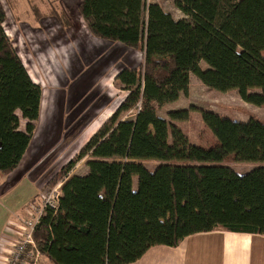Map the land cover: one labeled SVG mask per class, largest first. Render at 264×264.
Returning a JSON list of instances; mask_svg holds the SVG:
<instances>
[{"label": "trees", "instance_id": "obj_1", "mask_svg": "<svg viewBox=\"0 0 264 264\" xmlns=\"http://www.w3.org/2000/svg\"><path fill=\"white\" fill-rule=\"evenodd\" d=\"M175 19L147 0H81L96 37L140 49L142 67L116 76L130 94L80 150L85 175L62 185L59 207L34 232L54 264H128L152 246H176L212 230L264 235V119L239 120L192 106L159 114L187 94L190 74L212 90H237L264 105V0H175ZM0 0V175L24 157L39 117L42 86L5 30ZM205 61L208 68L203 69ZM28 120L20 130L17 111ZM197 112L217 142H192L180 123ZM255 162L240 174L224 160ZM163 163L150 170L143 160ZM63 167L65 172L75 164ZM137 178V187L135 179Z\"/></svg>", "mask_w": 264, "mask_h": 264}, {"label": "crops", "instance_id": "obj_2", "mask_svg": "<svg viewBox=\"0 0 264 264\" xmlns=\"http://www.w3.org/2000/svg\"><path fill=\"white\" fill-rule=\"evenodd\" d=\"M64 1L67 3L66 0H43L50 5V11L39 20L36 15L31 17L35 18V23L21 20L4 25L31 78L42 86V94L29 147L18 167L5 176V183H1L0 199L10 196L26 179L34 184V180L42 175L35 176L33 172L36 173V167L51 155L47 141L52 133L63 132L76 120L78 123L83 116L92 115L90 107L99 108L100 104L114 102L110 117L130 94L129 90L119 88L117 91L122 95L116 100L103 96L105 100L100 103L102 92L96 87L105 83L110 87L116 83V76L125 67L137 68V53L121 42L94 36L80 12L70 15ZM80 2L76 0L78 8ZM92 91L95 93L89 95ZM17 114L20 130L25 131L28 120L20 110ZM69 116H75L74 120ZM97 124L93 122L86 136L94 132ZM18 170L22 172L18 173ZM4 184H8L6 188ZM27 201L22 206H15L0 222V238H16L10 229L12 226L15 230V226L21 224V217H14L19 216ZM0 207L10 206L0 204ZM38 264L54 263L42 253ZM128 264H264V235L218 229L198 232L185 237L176 246H152L142 257Z\"/></svg>", "mask_w": 264, "mask_h": 264}, {"label": "rangeland", "instance_id": "obj_3", "mask_svg": "<svg viewBox=\"0 0 264 264\" xmlns=\"http://www.w3.org/2000/svg\"><path fill=\"white\" fill-rule=\"evenodd\" d=\"M5 10L7 12V19L5 22V26L12 24L13 22H18L23 20H29L30 23H35V15L39 18L45 13L50 11V5L43 0H2ZM68 13L70 15H75L78 13L79 8L76 3V0H66ZM148 2L156 1L160 3L166 12L172 14L175 19L177 18H187L181 11L179 12L178 8L175 5V0H147ZM4 26V27H5ZM6 30V29H5ZM7 32V31H6ZM13 42V41H12ZM15 46V45H14ZM134 49V53H137L136 59L138 62V67H142L144 63V55L140 49ZM136 49V50H135ZM264 54V53H263ZM201 66L203 69L208 68V64L205 61L201 62ZM92 73V71L90 72ZM108 83H105L104 86H98V89L101 93L102 103L105 98L103 96H107L110 100H116L119 95H122L120 91H117L119 88L121 89V84L117 81L112 84L110 87ZM103 89L105 92H103ZM80 91V90H79ZM77 93H80V92ZM95 91L89 93L92 95ZM114 103V102H112ZM111 104H100L99 108L90 107V115L89 117L83 116L80 122L77 123V120L70 127L64 128L63 132L58 133V131L52 133L51 138L47 141L50 145V149L48 152L51 155L46 159L45 162L40 163L33 175L38 177L37 180H34V184L32 181H28L27 179L23 181L22 185H20L17 189L13 190L10 196L6 199H0L1 206L6 205L10 207H0V222H3L6 218V214L16 208L17 206H22L26 200H28L25 206L22 208V212L18 213L19 216L14 218L21 217L20 222L23 223L25 219L31 218L32 215L30 212L26 211L29 207H39L42 203V194L48 189L54 188L56 185L61 182H65L66 179L74 175H85L88 173L87 161L91 159L90 156H84L81 159H78L80 154V150L85 146V144L89 141V139L96 133V131L100 128L103 120H107L109 113L111 111ZM192 106L202 107L212 109L222 115L229 116L231 118H236L239 120L247 121L251 117H257L260 119H264V105L256 106L254 104H250L245 102L237 90H233L230 92H220L217 90H212L208 88L205 84H203L199 78L192 74V79H190L189 90L187 94H181L179 99L174 103H169L162 106L159 110V114L163 117L168 118V111L172 109H181V108H189ZM93 110L95 112H93ZM20 115V114H19ZM21 116V115H20ZM58 118V117H57ZM75 116H69V119ZM102 121L98 125V121ZM94 124H97L98 127L95 128L94 132H92L89 136L87 130ZM182 128L187 131L192 142L196 144H200L204 147L213 146L217 140L211 130L205 125L202 121L200 115L197 112L192 113L191 120L180 123ZM58 134V135H57ZM85 136V137H84ZM73 160H77L75 164L69 169L68 172H65L63 167H66ZM146 163V166L150 170H154L157 165L163 163L161 160L157 159H148L143 160ZM31 161L30 163H32ZM226 165L233 166L238 173L243 174L258 164L255 162H236L232 156L226 158L223 162ZM21 170H18V173ZM22 172V171H21ZM6 175H0V185L6 179ZM5 183V182H4ZM4 184L3 187L6 188ZM135 187H137V178L135 179ZM13 206V207H12ZM16 206V207H15ZM24 213V214H23ZM13 225V224H12ZM20 224L16 225L18 227ZM13 232L15 230L11 229ZM0 241L4 242L6 246L11 247V243L14 242V239L11 238L7 240L6 238H0Z\"/></svg>", "mask_w": 264, "mask_h": 264}, {"label": "built area", "instance_id": "obj_4", "mask_svg": "<svg viewBox=\"0 0 264 264\" xmlns=\"http://www.w3.org/2000/svg\"><path fill=\"white\" fill-rule=\"evenodd\" d=\"M62 185L63 182L45 191L39 207L27 208L32 217L25 219L16 227V238L11 243V247L0 241V264H38L42 253L36 243L34 232L48 210L55 212L58 209L62 196Z\"/></svg>", "mask_w": 264, "mask_h": 264}]
</instances>
